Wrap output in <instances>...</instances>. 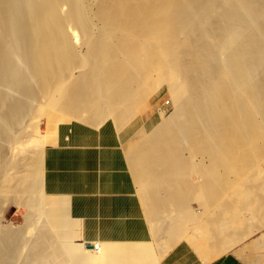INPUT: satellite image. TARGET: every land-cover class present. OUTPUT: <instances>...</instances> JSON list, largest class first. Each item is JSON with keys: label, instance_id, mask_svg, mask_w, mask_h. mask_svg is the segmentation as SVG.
Segmentation results:
<instances>
[{"label": "bare ground", "instance_id": "6f19581e", "mask_svg": "<svg viewBox=\"0 0 264 264\" xmlns=\"http://www.w3.org/2000/svg\"><path fill=\"white\" fill-rule=\"evenodd\" d=\"M145 115L126 157L158 254L209 262L263 226L264 0H0V213L27 211L0 218V264L139 262L152 244L83 243L42 155L60 122Z\"/></svg>", "mask_w": 264, "mask_h": 264}, {"label": "crops", "instance_id": "0c3cea01", "mask_svg": "<svg viewBox=\"0 0 264 264\" xmlns=\"http://www.w3.org/2000/svg\"><path fill=\"white\" fill-rule=\"evenodd\" d=\"M69 122L56 126L47 144L49 148L46 145L43 149L42 187L45 195L64 199L65 211L87 247L103 242L109 245L122 242L124 245L120 246L152 244L151 250H145L149 252L145 263L150 260L146 264H264V227L209 262H203L186 241L158 254L128 165L125 134L111 121H104L99 128L77 120ZM144 252L138 255L139 262L132 263L144 264Z\"/></svg>", "mask_w": 264, "mask_h": 264}, {"label": "rangeland", "instance_id": "374dc122", "mask_svg": "<svg viewBox=\"0 0 264 264\" xmlns=\"http://www.w3.org/2000/svg\"><path fill=\"white\" fill-rule=\"evenodd\" d=\"M156 103L158 105H160L159 109L162 112L163 116H168L170 114V111L172 110V102H171V99L169 97H167L166 95L163 94L161 96V98ZM126 125H125V127H127V128L123 127L119 130V132L123 131L122 133L125 134V143H124L125 144L124 145L125 152H127L130 145H134L141 138L142 134H144L145 131H147L149 129V127L151 125V117H148L147 115H145V117H141V116L135 117V119H133L130 123H128ZM129 127H132V128L130 129ZM52 135H53V130L51 132H49V138H51ZM126 135H128V136H126ZM9 204H7V205L5 204V206H3L2 210H1V211H4V212H2V215L0 213V218L2 219L3 222L13 221V219H15L17 217L24 216L27 213L26 209L23 208L22 206L17 207L16 204L11 203L10 201H9ZM191 208L193 210L199 211L198 204L195 203V201H193L191 203ZM262 227H264V225L261 226L260 228L256 229L255 231L260 230ZM153 239L155 240V242L153 241L154 245L159 246V240H157L155 237Z\"/></svg>", "mask_w": 264, "mask_h": 264}]
</instances>
